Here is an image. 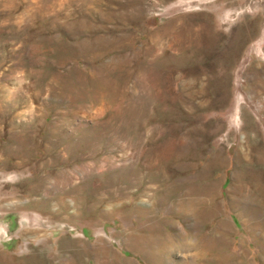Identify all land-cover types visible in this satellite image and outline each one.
<instances>
[{
	"label": "rangeland",
	"instance_id": "rangeland-1",
	"mask_svg": "<svg viewBox=\"0 0 264 264\" xmlns=\"http://www.w3.org/2000/svg\"><path fill=\"white\" fill-rule=\"evenodd\" d=\"M0 264H264V0H0Z\"/></svg>",
	"mask_w": 264,
	"mask_h": 264
}]
</instances>
